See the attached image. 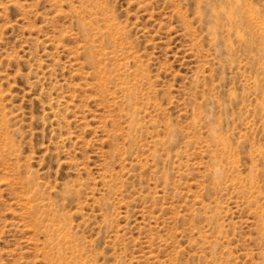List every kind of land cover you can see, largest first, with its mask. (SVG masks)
Here are the masks:
<instances>
[{
	"label": "rangeland",
	"instance_id": "rangeland-1",
	"mask_svg": "<svg viewBox=\"0 0 264 264\" xmlns=\"http://www.w3.org/2000/svg\"><path fill=\"white\" fill-rule=\"evenodd\" d=\"M0 264H264V0H0Z\"/></svg>",
	"mask_w": 264,
	"mask_h": 264
}]
</instances>
